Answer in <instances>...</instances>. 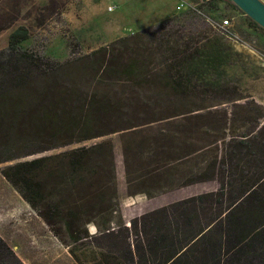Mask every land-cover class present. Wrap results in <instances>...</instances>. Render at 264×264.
<instances>
[{"label":"trees","instance_id":"16d2710c","mask_svg":"<svg viewBox=\"0 0 264 264\" xmlns=\"http://www.w3.org/2000/svg\"><path fill=\"white\" fill-rule=\"evenodd\" d=\"M196 27L176 16L60 60L24 49L30 30L19 25L0 50L3 175L73 241L95 225L91 261L71 249L82 264H264V129L227 140L220 109L244 97L224 69L221 39ZM243 107L245 124L264 118L254 99ZM117 132L127 182L140 192L211 180L218 189L113 226L121 216L113 141L41 154ZM0 264H25L2 235Z\"/></svg>","mask_w":264,"mask_h":264},{"label":"rangeland","instance_id":"374dc122","mask_svg":"<svg viewBox=\"0 0 264 264\" xmlns=\"http://www.w3.org/2000/svg\"><path fill=\"white\" fill-rule=\"evenodd\" d=\"M190 1L200 2L206 14L217 23L230 19V26L223 29L201 16L183 15L178 0H0V50L8 46L10 33L19 25H26L30 30V37L22 43L24 49L65 60L90 54L118 37L131 35L132 31L137 33L168 18H187L199 30L221 39L224 69L244 97L238 104L231 102L220 109L230 118L227 140L228 134L264 129V118L254 125L244 123L247 111L243 107L248 100L254 99L261 110L264 108V32L250 28L245 16L226 1ZM110 6L116 7L110 11ZM167 10L171 12L165 14ZM232 119L237 120L233 122ZM102 139H111L115 151L121 216L117 214L113 226L131 228L132 220L139 219L144 213L218 189V182L211 180L174 187L154 196L140 192L144 185L127 182L119 132L41 155L91 145ZM33 157L36 156L27 158ZM8 164H0V235L16 254L25 264H82L71 252L75 248L82 259L91 261L99 231L95 225H87V237L77 242L60 224L48 225L3 175L2 170Z\"/></svg>","mask_w":264,"mask_h":264},{"label":"water","instance_id":"95a60500","mask_svg":"<svg viewBox=\"0 0 264 264\" xmlns=\"http://www.w3.org/2000/svg\"><path fill=\"white\" fill-rule=\"evenodd\" d=\"M264 29V0H230Z\"/></svg>","mask_w":264,"mask_h":264},{"label":"built area","instance_id":"2783aa9c","mask_svg":"<svg viewBox=\"0 0 264 264\" xmlns=\"http://www.w3.org/2000/svg\"><path fill=\"white\" fill-rule=\"evenodd\" d=\"M206 1H211V0H206ZM178 2H179V6H178L179 9H182L183 11L192 10L199 16L203 17L209 23H212L214 26L217 25L220 28L227 29L231 24V21L228 18L221 20L220 23H217L216 21H214L210 15L206 14L200 2H191L190 0H178ZM115 7L116 6H110L109 10H114ZM133 33L134 32L132 31V34Z\"/></svg>","mask_w":264,"mask_h":264},{"label":"crops","instance_id":"0c3cea01","mask_svg":"<svg viewBox=\"0 0 264 264\" xmlns=\"http://www.w3.org/2000/svg\"><path fill=\"white\" fill-rule=\"evenodd\" d=\"M175 1V0H174ZM172 3H173V1H172ZM160 9H163V7H159ZM168 9V8H167ZM111 11V10H110ZM169 12H171L170 10H167V13H165V14H168Z\"/></svg>","mask_w":264,"mask_h":264}]
</instances>
